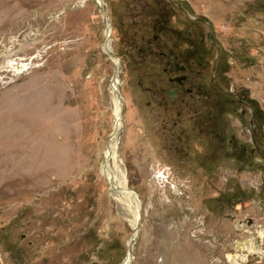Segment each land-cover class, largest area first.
Segmentation results:
<instances>
[{
	"label": "rangeland",
	"instance_id": "obj_1",
	"mask_svg": "<svg viewBox=\"0 0 264 264\" xmlns=\"http://www.w3.org/2000/svg\"><path fill=\"white\" fill-rule=\"evenodd\" d=\"M103 1L139 232L102 169L116 123L102 6L0 0V264H122L131 250L130 264H264V0ZM158 1L205 37L203 77L171 81L161 53L188 44L157 30Z\"/></svg>",
	"mask_w": 264,
	"mask_h": 264
},
{
	"label": "bare ground",
	"instance_id": "obj_2",
	"mask_svg": "<svg viewBox=\"0 0 264 264\" xmlns=\"http://www.w3.org/2000/svg\"><path fill=\"white\" fill-rule=\"evenodd\" d=\"M96 1L101 6L106 4L103 0H96ZM106 16H107L108 23H109V26H108L109 27V35L106 38L107 40H106V43L104 44V47H103L105 52L110 51V50H114L112 39L110 37V34L112 32V23H111V20L107 14H106ZM115 62H116V66L118 68V74L113 78L112 86H113V93H114V99H115L114 112H115V116H116V123L114 126V130L112 132L111 139H110L109 144H108L107 151L105 152V157H104L105 161L103 163L102 169H103V172L108 177L113 190L114 191L119 190L121 192V193H117L116 195L123 197L124 198L123 201L125 203H126V201L128 203H130V201H131V203L132 202L136 203L132 209V212L135 216L134 224H136L137 221H138V223L140 222L141 203L140 202L137 203L136 199L130 198L126 194V181H127L126 180V170L123 167L121 159L118 156V154H119L118 153V144H119L120 136H121V134L123 132V128H124L123 114L125 111V104H124V100H123L124 99L123 94L121 93V80H120V76H119L120 70H121L120 69L121 63L118 62L117 60H115ZM44 199H45V197H44ZM42 200H43V198L36 200L37 201L36 205H34L36 207V209L40 208V205H43ZM49 209H51V210L53 209L51 203H49ZM43 213H44V211H43ZM138 232H139V228H138ZM131 243H132V241H130V244ZM131 259H132V250L129 252L127 257L123 261V263H126V262L130 261Z\"/></svg>",
	"mask_w": 264,
	"mask_h": 264
},
{
	"label": "trees",
	"instance_id": "obj_3",
	"mask_svg": "<svg viewBox=\"0 0 264 264\" xmlns=\"http://www.w3.org/2000/svg\"><path fill=\"white\" fill-rule=\"evenodd\" d=\"M157 4L160 7L157 30L171 33L188 44L187 48L171 47L167 52L161 53L168 61L169 71L182 76L203 77L204 72L210 66V57H212L211 49L205 37H203V34H199V39L196 40L186 30L173 27L171 21L174 16V7L169 2L158 1Z\"/></svg>",
	"mask_w": 264,
	"mask_h": 264
},
{
	"label": "water",
	"instance_id": "obj_4",
	"mask_svg": "<svg viewBox=\"0 0 264 264\" xmlns=\"http://www.w3.org/2000/svg\"><path fill=\"white\" fill-rule=\"evenodd\" d=\"M102 8H103L104 12H105V13L108 15V17H109V12H108L107 5H106V4L102 5ZM105 53H106V54L109 56V58L112 59L113 61L117 60L118 62H121L120 57L115 53L114 50L106 51ZM117 74H118V68H117V66H115V68H114V74H113L112 78H114ZM184 79H186V75H184V76H180V77H176V78H171V81L174 80V81L182 82ZM126 180H127V177H126ZM117 193H121V192H120L119 190H116V191L113 192V196H114L115 194H117ZM126 194H127L130 198H134V199H136L137 202H140V197H139L138 193H137L134 189H132V188L129 186V184H128V180L126 181ZM123 208H125V207L123 206ZM138 228L140 229V225H139V223H138ZM136 240H137V239H136ZM132 259H133V255H132ZM132 259H131L130 261H128V262H126V263H122V264H130L131 261H132Z\"/></svg>",
	"mask_w": 264,
	"mask_h": 264
}]
</instances>
